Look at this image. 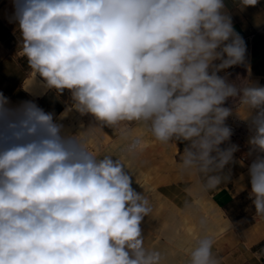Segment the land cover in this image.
<instances>
[{
  "label": "clouds",
  "instance_id": "obj_1",
  "mask_svg": "<svg viewBox=\"0 0 264 264\" xmlns=\"http://www.w3.org/2000/svg\"><path fill=\"white\" fill-rule=\"evenodd\" d=\"M258 2L239 0L241 11ZM13 4L25 91L68 90L70 102L57 118L33 101L10 106L0 93V264H162L141 227L150 202L120 157L89 150L83 133L93 126L135 124L164 145L185 144L180 170L201 175L212 191L231 181L227 166H243L238 145L221 147L235 112L252 133L249 198L264 216V86L229 79L226 70L245 63L246 45L225 0ZM73 110L94 122L71 132L57 119ZM141 146L132 139L128 152ZM213 245L210 235L196 239L188 264H219Z\"/></svg>",
  "mask_w": 264,
  "mask_h": 264
},
{
  "label": "crops",
  "instance_id": "obj_2",
  "mask_svg": "<svg viewBox=\"0 0 264 264\" xmlns=\"http://www.w3.org/2000/svg\"><path fill=\"white\" fill-rule=\"evenodd\" d=\"M225 3L235 31L246 45L245 63L227 69L229 78L252 79L261 86L264 83V0L243 11L239 0H225ZM14 11L13 0H0V93L16 106L33 101L58 118L70 102V93L65 90L58 95L51 90L41 94L39 88H33L34 94L25 91L29 68L26 58L17 54L21 36ZM76 113L85 126L94 122L90 115ZM120 128L124 126L116 131L99 126L89 130L103 144L96 153L98 158L108 154L120 157L133 173L132 187L148 198L152 212L141 225L145 246L161 252L162 264H188L194 242L205 234L214 239L212 250L219 264H264V216L255 214L249 198L248 165L252 158L246 156L249 147L245 142H230L239 146L235 159L243 161V166L234 163L225 168V172L231 169V181L218 190L204 191L201 175L182 172L179 168L185 144L164 145L143 126L135 124L123 132ZM135 138L141 140L142 146L129 153L128 146ZM241 174L243 184L238 182Z\"/></svg>",
  "mask_w": 264,
  "mask_h": 264
},
{
  "label": "bare ground",
  "instance_id": "obj_3",
  "mask_svg": "<svg viewBox=\"0 0 264 264\" xmlns=\"http://www.w3.org/2000/svg\"><path fill=\"white\" fill-rule=\"evenodd\" d=\"M251 70V69H250ZM10 106H16L10 103ZM58 123H62L65 128L75 133L80 130V124L84 121L79 117L75 110L71 111L63 120H57ZM85 126V124H84ZM87 128V126H85ZM83 136L88 140V147L92 146L95 150L99 151L101 144L100 140L89 129L83 133ZM91 151V150H90ZM96 152V151H95Z\"/></svg>",
  "mask_w": 264,
  "mask_h": 264
},
{
  "label": "built area",
  "instance_id": "obj_4",
  "mask_svg": "<svg viewBox=\"0 0 264 264\" xmlns=\"http://www.w3.org/2000/svg\"><path fill=\"white\" fill-rule=\"evenodd\" d=\"M261 86H264V83L261 84ZM226 124L232 129L233 134L230 138V142H239V143H244V136L245 134H247L249 132V127L247 123H244L240 120H236V119H231L229 121H226ZM230 142H226L225 144H223L224 146H227L228 143ZM245 144V143H244Z\"/></svg>",
  "mask_w": 264,
  "mask_h": 264
},
{
  "label": "rangeland",
  "instance_id": "obj_5",
  "mask_svg": "<svg viewBox=\"0 0 264 264\" xmlns=\"http://www.w3.org/2000/svg\"><path fill=\"white\" fill-rule=\"evenodd\" d=\"M229 79H230V78H229ZM230 80H231V81H236L237 83L240 82V81H237V80H235V79H234V80L230 79ZM243 80H247V81H249V82H251V83H256V84L259 85L258 81H252V79H243ZM226 107H234V105H233V101H232L231 99H229V100L226 102ZM231 119L240 120V119L235 115V112H234L233 115L230 116L226 121H229V120H231ZM240 121H242V120H240ZM242 122L247 123V122H245V121H242ZM251 134H252V133L249 131L247 134H245V136H244V138H243V140H244V142H245V145H246L247 147H249L247 141H248L249 136H250ZM102 146H103V144L100 145L99 150L102 148ZM90 147H92V146H89V150L93 151L94 154H96V153L98 152L97 150H95V149H93V148H90ZM95 151H96V152H95Z\"/></svg>",
  "mask_w": 264,
  "mask_h": 264
}]
</instances>
